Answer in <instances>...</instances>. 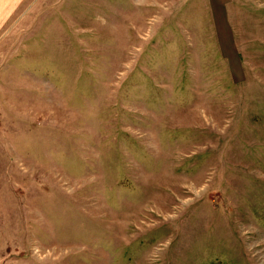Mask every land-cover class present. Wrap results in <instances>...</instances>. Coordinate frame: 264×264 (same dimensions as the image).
Instances as JSON below:
<instances>
[{
    "label": "rangeland",
    "instance_id": "1",
    "mask_svg": "<svg viewBox=\"0 0 264 264\" xmlns=\"http://www.w3.org/2000/svg\"><path fill=\"white\" fill-rule=\"evenodd\" d=\"M0 264H264V0H0Z\"/></svg>",
    "mask_w": 264,
    "mask_h": 264
}]
</instances>
